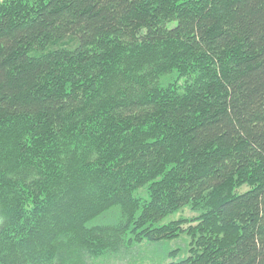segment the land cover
Listing matches in <instances>:
<instances>
[{
  "label": "trees",
  "instance_id": "obj_1",
  "mask_svg": "<svg viewBox=\"0 0 264 264\" xmlns=\"http://www.w3.org/2000/svg\"><path fill=\"white\" fill-rule=\"evenodd\" d=\"M182 236L264 264V0H0V264Z\"/></svg>",
  "mask_w": 264,
  "mask_h": 264
},
{
  "label": "rangeland",
  "instance_id": "obj_2",
  "mask_svg": "<svg viewBox=\"0 0 264 264\" xmlns=\"http://www.w3.org/2000/svg\"><path fill=\"white\" fill-rule=\"evenodd\" d=\"M191 216V213L188 212ZM180 214L171 216L163 221L162 224H167L170 221L179 219ZM185 237H181L172 242L164 243H145L140 247H137L133 252L121 253L105 257L103 259L94 261L90 264H165L181 260V255L172 257L170 254L173 251L181 250L185 248Z\"/></svg>",
  "mask_w": 264,
  "mask_h": 264
}]
</instances>
